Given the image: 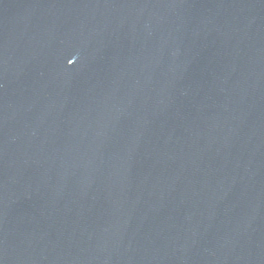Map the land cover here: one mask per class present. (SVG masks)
Segmentation results:
<instances>
[{
  "label": "water",
  "instance_id": "water-1",
  "mask_svg": "<svg viewBox=\"0 0 264 264\" xmlns=\"http://www.w3.org/2000/svg\"><path fill=\"white\" fill-rule=\"evenodd\" d=\"M0 264H264V0H0Z\"/></svg>",
  "mask_w": 264,
  "mask_h": 264
}]
</instances>
